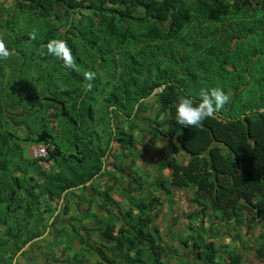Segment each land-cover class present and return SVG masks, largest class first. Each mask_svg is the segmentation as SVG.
I'll return each instance as SVG.
<instances>
[{"label":"trees","instance_id":"16d2710c","mask_svg":"<svg viewBox=\"0 0 264 264\" xmlns=\"http://www.w3.org/2000/svg\"><path fill=\"white\" fill-rule=\"evenodd\" d=\"M12 1L0 3V42L8 51L0 56V264H13L26 244L72 215L71 197L88 191L109 159L128 156L134 133L169 141L187 157L159 162L171 174L158 190L193 189L195 215L218 218L224 228L244 225L245 235L264 222V0ZM52 40L67 43L73 68L48 54ZM213 87L229 94L224 108L199 126L177 124L178 99L198 100ZM46 143L53 146L46 157L28 156ZM133 179L143 190L142 177ZM110 191L98 193L109 221L98 240L78 236L81 251L94 264H164L154 226L159 197L130 200L121 212ZM88 211L69 220L79 223ZM189 229L198 234L192 247L201 264H222L220 247L204 240L203 220ZM257 237L264 242V233ZM181 244L189 247L187 237ZM263 258L260 244L255 259ZM226 261L243 264L235 252Z\"/></svg>","mask_w":264,"mask_h":264},{"label":"crops","instance_id":"0c3cea01","mask_svg":"<svg viewBox=\"0 0 264 264\" xmlns=\"http://www.w3.org/2000/svg\"><path fill=\"white\" fill-rule=\"evenodd\" d=\"M157 141H161V140H157ZM168 142V145L172 144V146H174L173 143ZM117 148L118 145L116 143H114ZM169 147V146H168ZM176 147V146H174ZM173 147V148H174ZM171 148V149H173ZM177 148V147H176ZM114 149V148H113ZM116 149V148H115ZM114 149V150H115ZM170 149V148H168ZM177 151H179V154L182 156L180 161L181 163H185L187 161V157L184 156V154L177 148ZM31 151V148H30ZM29 151V152H30ZM134 147L132 149L129 150V152L127 153V157H123V156H119L117 158V160H111L109 159L106 163V165L104 166V170L105 174L101 177L103 178V181L99 183V179L95 180V182H89V190L88 191H84L86 192V195L84 197H79L78 200L80 201V208H78L79 210L81 208H86L88 209L89 207L91 208V210L89 209L88 213H87V219L84 221H79V223H76L71 219V217H64L61 221H59L58 225H57V229H53L52 231H50V234H48L49 229L47 230V232L45 233V235L38 237L37 239H34L33 241L29 242L31 244H29L28 246H24L17 254L16 257L13 258V264H76L74 260H81L84 261L85 264H88L87 258L88 257H93L94 258V263H95V257L94 256H90L87 254V252L85 251H81V247H83L78 239L81 238V236L84 238L85 241L89 240H98V235H99V231L98 229L101 226L106 225V223L109 221V218L105 212V210L100 209L99 206L102 205V200L101 197L98 196V193H105L106 190L111 187V191L108 193L113 199H115L116 201H118L119 206H120V210L121 212H126L129 209V205H130V200H136V201H145L147 202L148 200H144V199H137V198H130L129 194L134 193V192H142V191H146L145 189L147 187H149L148 185L146 186V188L144 187V183H143V190H141V185L139 186V184L137 182L134 181L133 178H137L140 177L142 175L138 174L137 170L134 168H131L133 173L130 174V177L128 175H126L127 173L124 172V165L128 166L127 161L129 160L130 164L132 167H134V162L135 160H137L134 156ZM173 154H170V156ZM133 156V157H132ZM32 157V155H31ZM174 157V156H172ZM162 161V160H161ZM159 161V162H161ZM157 163V170L159 171L158 176L160 177L159 180L161 179H167L170 177L171 171L168 169L165 170H159L158 164ZM118 166L119 170L115 169V166ZM129 167V166H128ZM130 170V168H129ZM135 171V172H134ZM100 178V179H101ZM99 180V181H98ZM158 180V181H159ZM154 182V186H156L155 184L158 182ZM152 184V183H151ZM151 185V186H153ZM91 188H97V195H93L92 193V189ZM145 188V189H144ZM127 189V190H125ZM128 189H131L130 191ZM187 190V189H186ZM118 191V192H117ZM147 192H149L147 190ZM120 196V198L116 197ZM148 195H150L148 193ZM151 198V196H150ZM149 198V199H150ZM73 200V199H72ZM91 200V201H90ZM122 200H127L128 202V209L125 210L124 206L122 205ZM63 203V202H62ZM62 205V204H61ZM77 209V211L79 212V210ZM113 211L118 212L119 210L117 208H113ZM56 215V214H55ZM195 218H197L196 220H203V228L205 230V232L207 233L205 236V242H213L218 244L219 242H223L224 244L226 242H232L233 245L235 246V249L238 251H245L250 249L251 245H254L253 243V238L251 239V235H255L256 236V232L252 231L250 234L245 235V231H244V225L243 227L241 226L238 228H224L226 226H222L223 225V221L219 220L218 218L215 220H210V221H214V223L209 222L207 219H205L204 215H194ZM54 218V217H53ZM52 218V220H53ZM201 218V219H200ZM51 220V221H52ZM217 221V222H215ZM209 223V224H208ZM66 225L68 229H66L62 234L58 233V230H61L63 228V226ZM80 225H83L84 228L87 229V232L84 230H80ZM205 226V227H204ZM72 227V228H71ZM177 233V232H176ZM179 233V232H178ZM178 235V234H177ZM209 235V236H207ZM246 237V238H245ZM44 238V239H43ZM41 239H43V241L35 243L36 241H40ZM213 240V241H210ZM161 244L162 241L160 239ZM193 242H195L194 240L189 241V243H191V246L193 244ZM218 242V243H217ZM251 242V244H250ZM181 243H177L176 245H180ZM163 245V244H162ZM170 246L173 247V245L169 244ZM165 248V245H163ZM84 247H89L88 244H84ZM229 247V245H227V248ZM174 248V247H173ZM176 248V247H175ZM166 249V248H165ZM187 249V250H186ZM167 251V250H166ZM195 248H191L189 247H185V249L183 250H176L175 252L172 250L173 252V256H166L163 258V263L164 264H169V260H173V259H177V261L184 262V260H186V258H184V253L186 252V255H189L187 257V264H201L200 260H198L196 258V254L194 253ZM254 251V250H253ZM245 254V253H244ZM177 257V258H175ZM166 259L168 260L166 262ZM254 260H256V262H259L260 264H264V258L263 260H258L255 259V254H254ZM223 263L225 264L227 261L225 260H221ZM93 263V264H94ZM117 264V263H114ZM182 264V263H181ZM243 264H249V263H244ZM252 264V263H251Z\"/></svg>","mask_w":264,"mask_h":264},{"label":"rangeland","instance_id":"374dc122","mask_svg":"<svg viewBox=\"0 0 264 264\" xmlns=\"http://www.w3.org/2000/svg\"><path fill=\"white\" fill-rule=\"evenodd\" d=\"M0 3L4 6H9L13 4L12 0H0ZM153 106L151 105L147 110L148 112L153 110ZM147 113L148 114H150ZM16 134H18L20 137H22L24 131L22 129H12ZM133 136L135 137V146H134V153L133 156L137 159L134 162V167L131 166L129 160L127 161L128 166H123L124 172H126L129 177L130 174L133 173L131 168H134L137 170L138 174L142 175L144 187L148 185L145 190L142 192H134L130 193L129 197L133 199L134 198H141L144 200H149L150 196H156L160 199V206H158L155 209V214L157 213V220L155 221L154 226L159 231V234L161 236L162 244L165 245V248L167 250V256H173L172 250L175 252L176 250H183L186 246H183L184 244H180L179 246L176 245L178 242L181 243L182 240L187 237L188 242L191 240H194L197 242V233H195L192 229H189L190 226L197 227V224H199L198 220H194L190 218V215H195L196 211L200 208L198 205L191 202V199H193L194 190L193 189H171L170 193L167 194L163 191H160L154 186V182L158 181L159 177L158 173L159 171L157 168V163L161 160H163L165 157L170 156V154H173L171 156H174L176 159L181 160L182 156L179 154V151H177L176 147L172 146V144L168 145V142L166 141H151L148 134L144 133H134ZM169 146V147H168ZM174 147V148H173ZM113 148L117 149V146L113 144ZM170 148V149H168ZM173 148V149H171ZM30 151V149H29ZM28 151V156L32 155V151ZM132 156V157H133ZM44 167L49 168L50 164L43 163ZM130 168V170H129ZM135 172V171H134ZM125 175V174H124ZM100 180V181H99ZM99 183L103 181V178L99 179ZM152 183V184H151ZM153 185V186H151ZM142 190V189H141ZM147 190L149 192H147ZM118 192V191H117ZM148 193L150 195H148ZM76 194L78 197H84L86 195V192L82 190H77ZM78 197H71L73 200L74 207L72 211L68 214V217H78L83 216L79 215L83 210L86 208H81L80 210V201L78 200ZM116 197L120 198V196ZM122 205L124 206L125 210L128 209V202L127 200H122ZM130 207V205H129ZM79 210V212L77 211ZM91 210V208L89 207ZM207 214V213H206ZM208 215V214H207ZM205 216V215H204ZM208 218L210 220H215V217L212 216V218L208 215ZM87 219V218H86ZM84 219V220H86ZM201 219V218H200ZM83 220V221H84ZM217 222V221H215ZM209 224V223H208ZM205 227V226H204ZM254 232H256V236L251 235V239L253 238L254 245H251L250 249L245 250L244 252L238 251L235 249V246L232 242H226L225 244L223 242H217L216 244L218 247H220V253L218 254L219 258L217 262L221 263L219 259L225 260L230 253H237L240 254L242 257V262L249 263V264H260L259 262H256L254 260V254H256V249L261 245H264V242L262 240H259L257 235L264 233V222H257L254 227ZM177 232V233H176ZM179 232V233H178ZM178 234V235H177ZM204 240L206 236H203ZM246 238V237H245ZM213 241V240H210ZM169 244L173 245L170 246ZM251 244V242H250ZM227 245L229 247L227 248ZM189 246L192 248L191 243H189ZM176 247V248H175ZM187 250V249H186ZM254 250V251H253ZM198 250H195L194 253L196 254ZM245 253V254H244ZM184 258H190L187 257L189 255H186V252L183 254ZM177 258V257H175ZM184 260V262H181L182 264H187V261ZM88 264L94 263V258L88 257L87 260ZM168 260L166 259V262ZM169 264H181L177 259L169 260Z\"/></svg>","mask_w":264,"mask_h":264},{"label":"clouds","instance_id":"9594fccd","mask_svg":"<svg viewBox=\"0 0 264 264\" xmlns=\"http://www.w3.org/2000/svg\"><path fill=\"white\" fill-rule=\"evenodd\" d=\"M30 38L35 39L36 34L30 33ZM48 54L57 57L62 61L65 68L74 67L73 56L67 43L63 40H52L47 45ZM8 51L5 49L3 42H0V56H7ZM85 79L91 80L95 73L85 72ZM197 100L192 96L180 97L175 105V121L177 124L190 127L199 126L206 118L213 117L219 113L229 101V94L220 87L211 89H202L198 93Z\"/></svg>","mask_w":264,"mask_h":264},{"label":"built area","instance_id":"2783aa9c","mask_svg":"<svg viewBox=\"0 0 264 264\" xmlns=\"http://www.w3.org/2000/svg\"><path fill=\"white\" fill-rule=\"evenodd\" d=\"M53 149V146L49 144H42V145H33L31 147L32 157L34 158H44L47 156L49 150Z\"/></svg>","mask_w":264,"mask_h":264},{"label":"water","instance_id":"95a60500","mask_svg":"<svg viewBox=\"0 0 264 264\" xmlns=\"http://www.w3.org/2000/svg\"><path fill=\"white\" fill-rule=\"evenodd\" d=\"M160 90H161V88L155 90L153 93L155 94V93H157V92L160 91ZM87 184H88V183H87ZM65 193H66V192H65ZM65 193L63 194V196L65 195ZM62 202H63V197H62L61 200H60V203H59V206H58V210H57V212L60 210ZM57 212H56V213H57ZM56 213H55V214H56ZM29 244H31V243H28L26 246H28Z\"/></svg>","mask_w":264,"mask_h":264}]
</instances>
